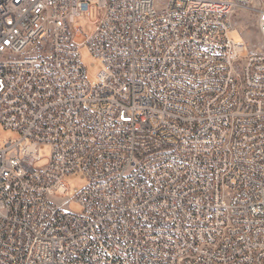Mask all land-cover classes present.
<instances>
[{"label": "built area", "instance_id": "2783aa9c", "mask_svg": "<svg viewBox=\"0 0 264 264\" xmlns=\"http://www.w3.org/2000/svg\"><path fill=\"white\" fill-rule=\"evenodd\" d=\"M0 123V264H264V0H0Z\"/></svg>", "mask_w": 264, "mask_h": 264}, {"label": "rangeland", "instance_id": "374dc122", "mask_svg": "<svg viewBox=\"0 0 264 264\" xmlns=\"http://www.w3.org/2000/svg\"><path fill=\"white\" fill-rule=\"evenodd\" d=\"M94 19V9H91V20ZM73 25L78 27L79 36H73V43L77 45L81 63L86 71V79L88 81H93L96 74L101 69V64L99 61L95 60L90 52L87 50L85 45L86 37L90 36L94 31V25L89 22L85 16H77L73 20ZM230 25L233 29L229 32V37L238 42L244 40L249 50H257L262 48L260 38L256 29L253 25L252 15L244 12L237 13L230 21ZM17 134L12 131L5 129L0 123V144H3L5 140L16 138ZM49 154V148L45 147L38 151V155L41 158L35 166L37 168L42 167L46 164V156ZM65 181L72 189L82 188L86 182L81 178L79 174H67L65 176ZM67 209L72 212L78 213L80 211V205L75 201H70L65 205Z\"/></svg>", "mask_w": 264, "mask_h": 264}]
</instances>
